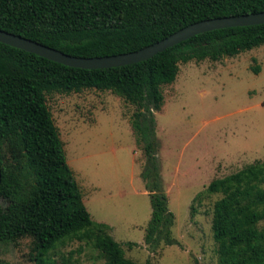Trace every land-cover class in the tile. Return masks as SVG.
Masks as SVG:
<instances>
[{
  "label": "trees",
  "instance_id": "1",
  "mask_svg": "<svg viewBox=\"0 0 264 264\" xmlns=\"http://www.w3.org/2000/svg\"><path fill=\"white\" fill-rule=\"evenodd\" d=\"M259 12L264 0H0V30L94 58L138 51L199 21ZM262 45L264 24L224 28L147 61L86 70L0 43V243L30 238L35 264H54L51 253L74 241L91 245L105 264H137L109 225L91 219L47 106V94L85 88L136 106L130 125L144 155L140 175L151 205L144 242L152 249L177 245L157 156L154 114L163 105L162 86L175 81L180 63L219 61ZM204 192L220 195L211 225L218 264H264V161L213 179Z\"/></svg>",
  "mask_w": 264,
  "mask_h": 264
},
{
  "label": "rangeland",
  "instance_id": "2",
  "mask_svg": "<svg viewBox=\"0 0 264 264\" xmlns=\"http://www.w3.org/2000/svg\"><path fill=\"white\" fill-rule=\"evenodd\" d=\"M162 94L154 114L157 156L178 244L154 249L144 242L151 205L140 175L144 155L130 125L136 106L110 91L85 88L50 93L46 100L91 219L110 226L126 258L137 264H218L211 225L220 195L204 191L213 179L264 161V45L219 61L180 63ZM31 242L0 243V260L35 264ZM50 257L54 264H105L99 251L77 241Z\"/></svg>",
  "mask_w": 264,
  "mask_h": 264
},
{
  "label": "water",
  "instance_id": "3",
  "mask_svg": "<svg viewBox=\"0 0 264 264\" xmlns=\"http://www.w3.org/2000/svg\"><path fill=\"white\" fill-rule=\"evenodd\" d=\"M262 24H264V12L203 20L188 25L162 39L161 41L138 51L94 58H79L69 56L40 43L2 30H0V43L19 50H23L27 53L37 55L64 66L86 70H98L122 67L147 61L158 53H161L202 33L224 28L247 27Z\"/></svg>",
  "mask_w": 264,
  "mask_h": 264
}]
</instances>
